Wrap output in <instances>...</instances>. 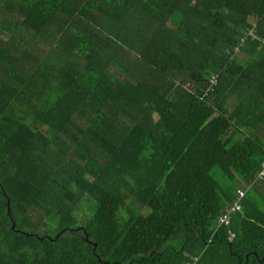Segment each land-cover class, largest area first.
Segmentation results:
<instances>
[{
	"label": "trees",
	"instance_id": "16d2710c",
	"mask_svg": "<svg viewBox=\"0 0 264 264\" xmlns=\"http://www.w3.org/2000/svg\"><path fill=\"white\" fill-rule=\"evenodd\" d=\"M263 165L264 0H0V264H264Z\"/></svg>",
	"mask_w": 264,
	"mask_h": 264
},
{
	"label": "built area",
	"instance_id": "2783aa9c",
	"mask_svg": "<svg viewBox=\"0 0 264 264\" xmlns=\"http://www.w3.org/2000/svg\"><path fill=\"white\" fill-rule=\"evenodd\" d=\"M262 168L264 170V165L262 166ZM261 178H264V171H262L258 175L257 181L261 180ZM254 184H255V182H252V184L249 185L248 188H251ZM245 192H246L245 190H237L236 195H235L236 202L233 204V207L230 210H226V211L222 212L221 215L217 218V221H216L217 227L229 225V215H230V213L241 210V207L239 206V201L244 197ZM232 238H233V235H231L230 240ZM195 261H196V258H194L192 260V263H189V264H194Z\"/></svg>",
	"mask_w": 264,
	"mask_h": 264
},
{
	"label": "rangeland",
	"instance_id": "374dc122",
	"mask_svg": "<svg viewBox=\"0 0 264 264\" xmlns=\"http://www.w3.org/2000/svg\"><path fill=\"white\" fill-rule=\"evenodd\" d=\"M251 19H252V18H251ZM252 20H253V19H252ZM252 20L250 21L251 23H253ZM212 176H213L215 179H218V178H219V173H218V171H217V170H213V171H212Z\"/></svg>",
	"mask_w": 264,
	"mask_h": 264
},
{
	"label": "water",
	"instance_id": "95a60500",
	"mask_svg": "<svg viewBox=\"0 0 264 264\" xmlns=\"http://www.w3.org/2000/svg\"><path fill=\"white\" fill-rule=\"evenodd\" d=\"M245 259L247 260V256L245 257ZM264 261V259H262L260 262H263Z\"/></svg>",
	"mask_w": 264,
	"mask_h": 264
}]
</instances>
